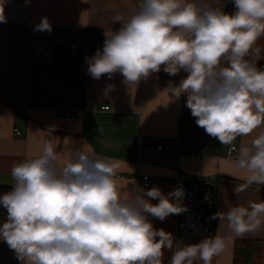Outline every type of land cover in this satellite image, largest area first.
I'll list each match as a JSON object with an SVG mask.
<instances>
[{
    "label": "clouds",
    "instance_id": "1",
    "mask_svg": "<svg viewBox=\"0 0 264 264\" xmlns=\"http://www.w3.org/2000/svg\"><path fill=\"white\" fill-rule=\"evenodd\" d=\"M227 13L211 0H139L122 26L105 32L102 50L86 57L87 72L99 80L120 73L126 84H138L161 69L170 76L187 73L178 85L165 89L171 98L187 96L186 107L197 126L222 145H233L264 125V68H258L264 37V0H232ZM0 7V23H6ZM34 31H52L47 17ZM250 53L252 57L249 58ZM112 86H108V91ZM102 131V130H100ZM237 151L234 166L246 172L238 196L246 188L264 186V131ZM121 164L76 148L61 165L52 142L42 152L13 165L12 190L0 195L7 220L0 240L14 250L21 264H213L225 250L218 232L196 244L176 241L172 233L155 229L149 215L164 221L186 211L184 190L167 195L158 187L121 197L116 172ZM145 197L149 198L146 199ZM171 198H174L171 199ZM151 200H158L156 204ZM227 226L234 237L264 227V201H249L211 217Z\"/></svg>",
    "mask_w": 264,
    "mask_h": 264
},
{
    "label": "crops",
    "instance_id": "2",
    "mask_svg": "<svg viewBox=\"0 0 264 264\" xmlns=\"http://www.w3.org/2000/svg\"><path fill=\"white\" fill-rule=\"evenodd\" d=\"M229 2L211 0L213 6L224 11ZM138 3L139 0H0L7 21L0 23V187L13 186V165L39 155L46 141L53 143L61 165L74 149L90 148L95 155L120 162L115 179L123 199L136 194L133 188L147 191L158 187L167 195L178 187L179 179L189 188L193 184L207 188L212 203L204 211L209 227L206 235H181L183 212L169 215L164 221L150 215L148 218L155 229L163 228L183 244L199 243L218 232L225 238V250L213 258V264H234L236 241L264 243V227L234 237L227 221L219 227V220L211 217L235 206L246 207L249 201H264V186L252 185L238 196L235 194L234 186L243 185L247 174L233 164L237 151L229 152L231 146L238 150L250 144L264 131V125L249 136L237 137L233 145H222L210 137L197 126L196 118L185 106L187 96L175 100L165 91L169 82L178 85L185 78L184 71L170 76L161 69L136 85L124 83L120 73L111 79L105 74L96 80L87 72L86 88L76 91L64 87V74L56 69L58 48L85 47L89 29L103 32L104 45L105 32H115L122 26L113 23V17L120 14L127 19ZM43 17L50 21L51 33L34 31ZM257 45L261 48L257 67L264 68V37ZM249 58H254L251 53ZM68 112L71 114L66 115ZM182 116L187 117L186 129L180 126ZM15 129L20 130L19 135ZM144 175L149 176L148 187L141 184ZM158 202L151 200L153 204ZM171 255V251L165 252L163 264H169ZM0 264H21L3 240ZM194 264L203 262L197 259ZM256 264H264V252L262 262Z\"/></svg>",
    "mask_w": 264,
    "mask_h": 264
},
{
    "label": "trees",
    "instance_id": "3",
    "mask_svg": "<svg viewBox=\"0 0 264 264\" xmlns=\"http://www.w3.org/2000/svg\"><path fill=\"white\" fill-rule=\"evenodd\" d=\"M12 1V0H11ZM29 1V0H13ZM235 11L232 0L226 6L225 12ZM103 32L99 29L86 31V45L79 47H60L56 50V69L64 74V87L67 90L82 91L86 88L88 63L86 57L96 54L97 50L103 48ZM181 117L180 126L186 129L185 120ZM191 118V117H190ZM196 127V126H191ZM13 186H1L0 195L12 190ZM7 220V212L0 206V225ZM264 243L260 240H237L234 248V264H256L262 262Z\"/></svg>",
    "mask_w": 264,
    "mask_h": 264
},
{
    "label": "built area",
    "instance_id": "4",
    "mask_svg": "<svg viewBox=\"0 0 264 264\" xmlns=\"http://www.w3.org/2000/svg\"><path fill=\"white\" fill-rule=\"evenodd\" d=\"M104 109H109V106H104ZM68 112L66 115H70ZM17 135L20 134L19 129H15ZM233 147L237 150L236 146H231L229 152ZM158 149H162V146H157ZM142 186H149V176L144 175L141 178ZM178 187H182L184 190V196L182 198V205L186 208L183 211V217L179 224V232L184 236L200 237L209 232V227L204 220V207L210 206L212 201L210 193L207 188L200 187L198 184H193L192 188L184 182L182 179L178 181ZM177 187V188H178Z\"/></svg>",
    "mask_w": 264,
    "mask_h": 264
},
{
    "label": "water",
    "instance_id": "5",
    "mask_svg": "<svg viewBox=\"0 0 264 264\" xmlns=\"http://www.w3.org/2000/svg\"><path fill=\"white\" fill-rule=\"evenodd\" d=\"M203 209H204V211H205L206 207H204Z\"/></svg>",
    "mask_w": 264,
    "mask_h": 264
}]
</instances>
